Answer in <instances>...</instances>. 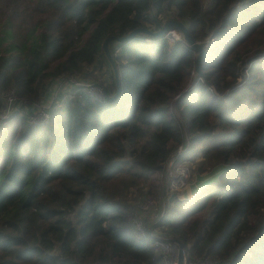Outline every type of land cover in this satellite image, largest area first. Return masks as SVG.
<instances>
[{
	"label": "trees",
	"instance_id": "trees-1",
	"mask_svg": "<svg viewBox=\"0 0 264 264\" xmlns=\"http://www.w3.org/2000/svg\"><path fill=\"white\" fill-rule=\"evenodd\" d=\"M152 12L207 39L203 75L183 35L140 32L110 43L120 91L107 97L117 86L104 40L152 28ZM54 81L50 122L29 123ZM79 81L102 83L105 99ZM11 88L0 264H166L160 232L188 257L264 264V0H0V112ZM172 155L228 167L191 198L166 197L153 236L135 226L132 200L163 201Z\"/></svg>",
	"mask_w": 264,
	"mask_h": 264
},
{
	"label": "built area",
	"instance_id": "built-area-1",
	"mask_svg": "<svg viewBox=\"0 0 264 264\" xmlns=\"http://www.w3.org/2000/svg\"><path fill=\"white\" fill-rule=\"evenodd\" d=\"M166 36L171 40H179L182 38V33L177 28H171ZM150 39L151 38H147ZM84 89L90 94L95 95L101 99H105V90L102 86L85 85ZM50 105L46 103L40 104L33 112L27 115V121L31 124H47L50 122L52 113L49 107ZM19 105L16 104V95L14 89L11 88L7 91L5 95V107L2 112H0V126L7 120V118L17 110ZM184 145H180L178 153L184 149ZM177 155V154H176ZM176 155H172L166 163V184L167 189L171 192L180 193L183 187L186 185L188 178L190 176V168L185 164L175 163ZM164 199L166 197L164 196ZM154 202L151 200L147 203H137L136 207L139 212L135 213L133 216V222L137 229L145 231L148 228L146 222V211L147 209L154 208ZM156 243L162 247L164 250V261L166 264H178V244L169 238L165 237L161 232L155 237ZM189 252L184 248V264H219L217 259L211 257L196 258L188 257Z\"/></svg>",
	"mask_w": 264,
	"mask_h": 264
},
{
	"label": "water",
	"instance_id": "water-1",
	"mask_svg": "<svg viewBox=\"0 0 264 264\" xmlns=\"http://www.w3.org/2000/svg\"><path fill=\"white\" fill-rule=\"evenodd\" d=\"M151 19L154 21L153 27H146V26H140L132 29L130 32H128L125 35L119 36L116 34L110 35L106 37V39L103 42V48L105 53L107 54V57L112 65V69L114 71V75L116 77V86H117V91L114 94H107V97L109 98H115L120 91V79H119V72H118V67L117 64L114 60V57L112 55L111 49H110V43L112 41H125L136 35L137 33L143 32L147 35H152L155 37H161V36H166L167 32L171 28H177L178 30L181 31L184 39L189 43L196 51H197V56H196V65H195V73L199 75H203V71L201 68L202 60L206 54V42L207 39H204L203 41H198L194 38L193 34L191 33L187 23L183 20H179L177 18H168L166 20H160L158 16L156 15L155 12H152L151 14ZM80 84H85V85H94V86H102L103 84L98 82V81H90V82H81L79 81ZM105 90V89H104ZM177 193L174 192L171 195V198H173ZM156 223H153L150 225L148 232L150 235L154 236L153 233V228ZM170 240L174 241L175 243L178 244L179 248V253H178V264H184V243L178 239L170 238Z\"/></svg>",
	"mask_w": 264,
	"mask_h": 264
},
{
	"label": "crops",
	"instance_id": "crops-1",
	"mask_svg": "<svg viewBox=\"0 0 264 264\" xmlns=\"http://www.w3.org/2000/svg\"><path fill=\"white\" fill-rule=\"evenodd\" d=\"M62 82H59V84L56 85V87L54 88V91L52 92V95H50V98H44L43 102H49L52 98H54V95L57 91V89L59 88L60 84ZM68 84H70L69 82H67ZM67 83H64L62 86V89L65 91H69L70 87H67ZM68 89V90H67ZM25 109V108H24ZM228 166L224 165V164H219L217 166L212 167L209 170H206L204 172H201L197 174V178L192 180V182H189L182 190L180 193H177V195L179 198H191L193 196V194H195L198 190H200L206 183L210 182V181H214V180H218L219 178V174L223 169H226ZM166 191L164 196H166ZM192 194V195H191ZM169 201H171V195L168 194V196H166ZM163 202H166V199H163ZM162 207H164V205H161ZM155 210L157 209L154 208ZM162 212V211H161ZM154 214H152L151 216H148V212H147V224L148 226L155 223V219L156 217L159 218L161 217V213L159 214L158 211L157 212H153ZM157 232H154L155 234H157L159 232V228L155 229Z\"/></svg>",
	"mask_w": 264,
	"mask_h": 264
},
{
	"label": "rangeland",
	"instance_id": "rangeland-1",
	"mask_svg": "<svg viewBox=\"0 0 264 264\" xmlns=\"http://www.w3.org/2000/svg\"><path fill=\"white\" fill-rule=\"evenodd\" d=\"M147 38H150L149 36L147 37ZM147 40H150V39H147ZM171 41V40H170ZM171 42H173V41H171ZM95 76H97L98 77V79H109L110 78V74H109V70H108V67L106 66V67H104L102 70H96V73H95ZM94 76V77H95ZM80 77H83V75L82 76H80ZM67 83V82H66ZM70 83V82H69ZM57 84H59L57 81H54V82H52V83H50V84H48V82H47V85H46V88H45V90H48V92H53L54 91V88L56 87V85ZM49 85H50V87H49ZM65 85V84H64ZM71 84H68L67 83V87L69 88V89H71ZM68 90V89H67ZM47 92V93H48ZM45 94H46V92H44ZM50 98V97H49ZM53 100H54V98H52L49 102H47V104H49L50 106V109H51V107H52V103H53ZM43 103H46V102H43ZM40 104H42V103H40ZM200 159H198V160H194V161H188V162H182V163H178V164H185V165H187L189 168H190V176H189V178H188V181H187V183H186V185L189 183V182H192V180H194V179H196L198 176H197V174H198V172L199 173H201V172H204V171H206V170H209V169H211V168H208V169H206V170H204V171H201V170H199L198 169V161H199ZM165 174H166V170H165V173H164V177H165ZM165 184H166V178H165ZM185 185V186H186ZM184 186V187H185ZM183 187V188H184ZM167 193H166V196H168V194H170V195H172V193H174V192H171V191H169L168 189H167V184H166V190H165ZM181 192V191H180ZM177 193V192H176ZM177 195V194H176ZM165 196V197H166ZM141 198V199H140ZM151 200V203L152 202H154V206H156L157 207V209L155 210L154 208H151V209H148V216H151L152 214H154L153 212H157L158 211V213L160 214H164L165 213V205H166V202H163V201H158V198H156V197H153V196H150V197H147L146 196V198H143V197H140L139 195H138V197H137V195L136 196H134L133 197V200H132V204L134 205V204H137V203H147V202H149ZM169 200V199H168ZM167 200V201H168ZM161 205H164V207H162ZM162 211V212H161ZM150 226V225H149ZM149 229V228H148Z\"/></svg>",
	"mask_w": 264,
	"mask_h": 264
},
{
	"label": "bare ground",
	"instance_id": "bare-ground-1",
	"mask_svg": "<svg viewBox=\"0 0 264 264\" xmlns=\"http://www.w3.org/2000/svg\"><path fill=\"white\" fill-rule=\"evenodd\" d=\"M192 195V194H191ZM194 195V194H193Z\"/></svg>",
	"mask_w": 264,
	"mask_h": 264
}]
</instances>
